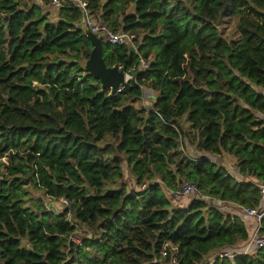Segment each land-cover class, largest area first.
Returning <instances> with one entry per match:
<instances>
[{"label": "trees", "instance_id": "trees-1", "mask_svg": "<svg viewBox=\"0 0 264 264\" xmlns=\"http://www.w3.org/2000/svg\"><path fill=\"white\" fill-rule=\"evenodd\" d=\"M31 1L0 0V264H172L166 244L177 264H198L241 250L244 224L217 205L262 201L264 0H87L94 19L136 34L149 62L115 95L83 70L91 45L80 11L50 6V22L51 0ZM234 16L240 37L228 43L217 24ZM102 54L123 71L137 62L126 47L102 43ZM142 99L143 109L130 104ZM186 140L201 156L184 153ZM206 155L230 157L256 182ZM155 178L167 189L196 184L200 197L174 209L160 185L139 190ZM26 187L71 205L62 215L45 213L40 197L25 207ZM78 230L91 235L74 246ZM213 264H264V248Z\"/></svg>", "mask_w": 264, "mask_h": 264}, {"label": "built area", "instance_id": "built-area-1", "mask_svg": "<svg viewBox=\"0 0 264 264\" xmlns=\"http://www.w3.org/2000/svg\"><path fill=\"white\" fill-rule=\"evenodd\" d=\"M67 4L72 5L74 8L80 11L81 17L83 19L84 30L95 35L97 38L103 40L105 44L112 47H131L133 53L137 55V62L134 63L126 71H123L121 66H117L119 71H122L125 75V84L119 88L118 92L127 85L129 82L133 81L134 76L139 73L149 69V62L143 59L137 52V42L138 36L129 31L123 30H113L104 21L96 20L92 17L90 6L87 0H51L50 6L56 9H63ZM162 182L158 179L155 180L153 184L142 183L139 187L140 191H145L150 185L161 184ZM170 197L174 200L186 199L187 197H200V190L196 184L193 183H182L181 185L175 187L174 189H168ZM260 196L262 198L261 204L264 199V186L260 187ZM204 199V198H202ZM51 202H57L59 208H57L50 201L48 203H43V211L49 214H59L61 209H67L70 207V202L66 199H50ZM261 204L256 208H242L244 214L255 221V230L252 237L245 244L244 249L234 250V249H221L212 252L206 258H204L198 264H213L216 260L224 259H235L239 255H248L250 250L258 251L264 248V233L262 232V222L264 220V207ZM69 243L73 245L80 244L79 239L76 236L69 237ZM171 256V263L177 264L178 248L171 244H166L161 251L162 257H167L168 254Z\"/></svg>", "mask_w": 264, "mask_h": 264}, {"label": "rangeland", "instance_id": "rangeland-1", "mask_svg": "<svg viewBox=\"0 0 264 264\" xmlns=\"http://www.w3.org/2000/svg\"><path fill=\"white\" fill-rule=\"evenodd\" d=\"M15 2L18 4L19 7H30L33 3H36V1H31V0H15ZM131 8L128 9V11H130ZM43 12L46 13L48 15V21L50 22H55L56 19L58 18V14L57 11L55 9H52L50 7L49 4L44 5L43 6ZM127 12V10H126ZM107 23V22H106ZM238 25H239V19L238 17H231V18H222L219 20L218 24H217V29L219 31L220 36L222 37V39H224L226 42L230 43V42H234L236 40L239 39V31H238ZM80 27H84L83 23L80 24ZM103 43L105 44L104 40ZM148 89V88H146ZM148 93V92H147ZM156 99V95L153 93V95L150 97L149 101L151 103H153ZM130 104L132 106H134L136 109H143L146 106L145 101L142 100H131ZM187 139V138H186ZM190 141L186 140L183 143V147H184V153L189 156V157H194V156H200V154H198L197 149H196V144H192V145H188L187 143ZM115 143V142H114ZM216 157V156H213ZM119 159L121 160L120 163V171L123 175V182L125 184V186L130 189V188H134L133 184H134V179L132 174L128 171V169L125 167L123 159L124 157L122 155H119ZM2 163H7V159L4 158L1 160ZM218 161V160H217ZM227 168L231 169V167H229L228 165H226ZM155 180L158 179H152L150 181H145V183L147 184H153L155 182ZM182 182L186 183L184 180H182ZM119 184V183H116ZM159 185V184H158ZM160 186L163 188V191L168 195L169 193L167 192V189L164 187V185L161 183ZM136 189V188H135ZM24 190H26V194H25V207H32V204L34 203V201L36 199H38L39 197L41 198L42 202H41V207H43V203H48L49 201L51 202V200L46 197L42 191H34L32 188L26 187ZM169 196V195H168ZM186 199H178V200H187ZM177 201V200H176ZM53 203L57 208H59V204L57 202H51ZM64 210L61 209L60 210V215L64 214L63 212ZM66 218H68L69 216L66 215ZM247 227V226H246ZM90 233L86 232V231H76L75 236L79 239L80 244L83 238H87L90 237ZM249 239V236H248ZM245 243H247V241H245ZM78 244V246L80 245ZM75 246V245H74Z\"/></svg>", "mask_w": 264, "mask_h": 264}, {"label": "water", "instance_id": "water-1", "mask_svg": "<svg viewBox=\"0 0 264 264\" xmlns=\"http://www.w3.org/2000/svg\"><path fill=\"white\" fill-rule=\"evenodd\" d=\"M84 35L91 45V52L83 70L100 83L102 90H110L111 95L117 94L119 88L125 84L124 73L119 71L117 66H106L102 57V42L99 38L86 30ZM128 51L133 53L131 47H128Z\"/></svg>", "mask_w": 264, "mask_h": 264}, {"label": "crops", "instance_id": "crops-1", "mask_svg": "<svg viewBox=\"0 0 264 264\" xmlns=\"http://www.w3.org/2000/svg\"><path fill=\"white\" fill-rule=\"evenodd\" d=\"M257 91H259L260 93H262L264 95V90L263 89H257ZM198 154H200V153L198 152ZM200 156H201V154H200ZM206 156L208 158H210L214 163H216L219 167H221L224 170H226L227 173L229 175H231L238 182H241V183H245V182H247V183H255L256 182L253 178H243V177H241L239 175L236 167H235L234 161L230 157H228L226 155L216 156V157L209 156V155H206ZM226 165L231 167V169L227 168ZM169 197H170V195H169ZM170 200L172 202V204H171L172 208L181 209V210L187 209L188 206H189V202H190L189 199H187V200H177L176 201V200L172 199L171 197H170ZM217 206H218V208L221 210V212L223 214L239 218L242 221V223L244 224V226H245V230L247 232V235L249 236V239L252 237V235L254 233V230H255L256 224H255V221H254L253 218H250V217H248V216H246L244 214V212L242 211V207H239V206H237L235 204L224 203V202H220ZM261 206L264 207V199H263V202H262ZM245 244H246L245 242L244 243H240V244H238V247L240 249H244ZM251 252H253V250H250L249 254Z\"/></svg>", "mask_w": 264, "mask_h": 264}]
</instances>
